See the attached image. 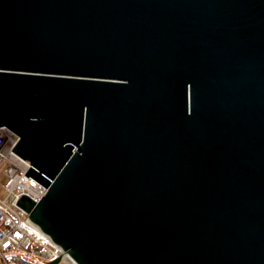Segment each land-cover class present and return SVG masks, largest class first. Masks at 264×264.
<instances>
[{"label": "water", "instance_id": "obj_1", "mask_svg": "<svg viewBox=\"0 0 264 264\" xmlns=\"http://www.w3.org/2000/svg\"><path fill=\"white\" fill-rule=\"evenodd\" d=\"M1 128L76 264H264V0H0Z\"/></svg>", "mask_w": 264, "mask_h": 264}, {"label": "built area", "instance_id": "obj_2", "mask_svg": "<svg viewBox=\"0 0 264 264\" xmlns=\"http://www.w3.org/2000/svg\"><path fill=\"white\" fill-rule=\"evenodd\" d=\"M17 141L18 137L10 130L0 129V166L5 165L8 179L6 198L0 200V264H33L24 257L39 259L44 264L58 258L61 264H76L29 222V214L17 204L23 196L39 203L47 192L43 184L28 176L32 166L14 153Z\"/></svg>", "mask_w": 264, "mask_h": 264}, {"label": "rangeland", "instance_id": "obj_3", "mask_svg": "<svg viewBox=\"0 0 264 264\" xmlns=\"http://www.w3.org/2000/svg\"><path fill=\"white\" fill-rule=\"evenodd\" d=\"M5 171V165L0 166V200H5V188L8 185V179L4 174ZM24 260L31 262L33 264H44L41 260L35 259L33 257H24Z\"/></svg>", "mask_w": 264, "mask_h": 264}]
</instances>
